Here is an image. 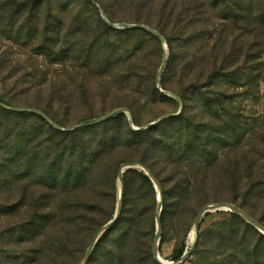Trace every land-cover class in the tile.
I'll return each mask as SVG.
<instances>
[{
    "label": "trees",
    "instance_id": "obj_1",
    "mask_svg": "<svg viewBox=\"0 0 264 264\" xmlns=\"http://www.w3.org/2000/svg\"><path fill=\"white\" fill-rule=\"evenodd\" d=\"M20 1L7 0L1 5L0 38L16 45L33 44V53L45 56L46 66L34 69L41 80L51 75L54 87L61 85V91L76 87L83 91V85L72 84L76 67L67 68L66 61L78 57L85 61L93 59L97 63L91 64L97 69L111 67L110 74L113 70L118 91L128 96L123 106L130 111L135 126H144L139 114L154 102V96L170 99L178 107L176 99L157 89L156 68L144 65L148 43H153V47L162 44L159 37L144 29L110 27L100 18L94 3L111 23H132L115 16L111 9L117 7L129 12L134 23L149 26L164 37L168 56L160 75L161 86L170 91L167 78L176 75L179 81L174 95L182 101L183 108L178 116L145 129H131L126 114L119 113L94 125L60 131L34 112L12 111L0 106V192L25 180L38 181L48 189H57L63 181L85 183L98 171H108L114 163L108 156H115L117 163H143L161 185L163 182L156 170L169 171L174 176V189H181L178 194L181 200L192 185L188 176L192 169L211 170L220 150L233 149L243 141L232 99L236 89L254 82L249 63L252 57L264 53L250 54L252 45L249 47L245 38L246 33L264 30V0H79L91 8V14L99 16V28L90 30L92 39L87 41L84 27L85 32L73 34V42H69L66 32L61 35V29L51 21L55 2L73 0ZM85 13L84 6L77 18L86 16ZM119 63L122 66H117ZM125 73L127 81L122 80ZM29 76L32 79V73L23 77ZM140 87L144 88V95L134 99L132 95ZM0 102L10 107L1 96ZM39 110L64 127L47 108ZM178 111L179 107L175 113ZM90 122L94 121L80 123ZM86 133L90 134V140L83 139ZM249 166L243 182L228 177L227 185L233 193L240 190L250 203L254 198H264V169L254 164ZM131 175L146 188L132 201L127 194ZM123 177L121 214L96 244L87 264L97 261L100 247L103 252L98 255L99 264H158L150 252L149 232L142 229L144 216L155 206L152 199L143 203L146 192H153V185L142 172L129 170ZM27 189L25 182L24 192ZM167 197L164 191L162 225L169 205ZM228 202L236 204L237 198ZM4 206L0 203V208ZM239 206L264 226L263 212L257 216L244 204ZM195 247V254L201 250L205 253L202 264H264V235L234 213H227L224 220L200 232ZM184 252L182 248L175 259Z\"/></svg>",
    "mask_w": 264,
    "mask_h": 264
},
{
    "label": "rangeland",
    "instance_id": "obj_2",
    "mask_svg": "<svg viewBox=\"0 0 264 264\" xmlns=\"http://www.w3.org/2000/svg\"><path fill=\"white\" fill-rule=\"evenodd\" d=\"M6 1L0 0V7ZM79 3H82L86 9V16L81 18H77V14L84 6H77ZM111 10L115 16L127 18V21L132 22L128 24H136L129 12L117 7H112ZM51 15L54 16L51 21L61 29V35L65 32L68 34L69 42L74 41V33H83L86 30L87 41L91 40L90 30L98 29L97 18L99 16L102 18L100 12H98V17L91 14V8L79 0L55 2L54 7L51 8ZM42 25L40 22L39 27ZM84 27L87 28L85 31ZM245 38L247 45L249 47L252 45L251 50L248 51L250 54L264 51L263 29L246 33ZM36 40L38 41L39 37ZM32 45H24L22 42L16 45L0 38V96L9 103L10 107L47 108L63 123L64 130L80 122L98 120L117 109H126L123 105L126 104L128 96L118 91V83L114 82L116 78L113 77V70L110 74L111 67L97 69L91 64L97 63L93 59L85 61L78 57L76 60H67L65 65L67 68L76 67V73L73 75L74 81L71 83L83 85L81 87L85 89L81 91L76 87L63 92L61 85L54 87V79L51 75L41 80L38 73L34 71L36 67L39 70L44 68L46 59L43 55L36 56L33 53L35 46ZM146 50L144 65L152 66L154 70L156 68L157 74L162 66V57L168 56L166 42L156 47L155 45L153 47V43H148ZM150 50H152L151 53H149ZM120 65L119 63L117 66L120 67ZM249 68L255 79L254 82L245 88L236 89L232 99L235 107L233 114L237 124L240 125L238 130L243 141L233 149L226 147L220 150V156L211 170L197 172L198 168L192 169L188 175L192 185L184 193L185 197L178 199L181 189H174V176L169 171L167 173L160 171L159 168L155 169L156 172L159 171V178L163 182L161 185L154 172L145 165L161 187L160 216L165 206L164 191L168 195L166 202L169 205L166 208L167 213L164 215L163 225L161 223L162 232L158 242L159 256L164 262L178 261L182 256L175 259L177 253L182 248H185V252L191 248L194 239L191 241L190 236L196 218L202 208L208 204L227 203L239 209H242L239 204H244L247 210L251 212L253 210L257 216L264 213V198L263 200L254 198L249 203V199H245L244 194L239 192L240 190L233 193L229 191L227 185L228 177L243 182L250 169V164L264 169V53L258 57H252ZM87 69L97 70L87 73ZM98 70H105L109 74ZM27 73H32V79L30 76L23 77ZM127 79L125 73L122 80L127 81ZM178 81L176 75L167 78L166 86L170 91L164 90L161 82L158 85L157 80L156 87L160 92L163 90L175 94L174 89ZM143 90L144 88L140 87L132 97L141 98V95H144ZM153 98L154 102L139 114L140 122L144 126L137 127L133 123V130L145 129L148 124L162 116L175 113L179 107L170 99H162L159 96ZM126 110L130 113L128 109ZM125 114L129 125L128 114ZM82 137L84 140H90L89 133ZM108 158L114 162L109 170L98 171L92 178L86 179L85 183L73 184V182L63 181L57 189H48L40 185L38 181L25 180L19 185L12 184L2 190L0 203L6 206L0 208V264H80L93 238L113 219L116 213L119 167L123 163H130H117L115 156H108ZM208 160L210 161V158ZM132 171L142 172L137 169ZM25 182L28 183V189L24 192ZM151 183L153 192L149 190L146 192L147 198L143 200V203L152 199L155 206L144 216L142 229L144 232H149L150 252L153 257L152 247L157 232L156 214L159 193L152 181ZM128 188L127 194L131 201L138 198L142 190L146 189L135 175H131ZM124 190L125 184L123 200ZM233 197L237 198L236 204L228 202ZM227 213L231 212L217 211L206 214L200 224L197 242L200 232L224 220ZM208 246L211 247L210 244ZM195 249L183 264H202L205 253L201 250L199 254H195ZM102 252L103 247H100L97 252V261L93 264H99L98 255Z\"/></svg>",
    "mask_w": 264,
    "mask_h": 264
},
{
    "label": "water",
    "instance_id": "obj_3",
    "mask_svg": "<svg viewBox=\"0 0 264 264\" xmlns=\"http://www.w3.org/2000/svg\"><path fill=\"white\" fill-rule=\"evenodd\" d=\"M94 5L98 8L100 15L103 19V21L109 25L110 27L113 28H119V27H128V28H138V29H144L147 31L152 32L153 34H155L157 37H159V39L161 40V42L164 44L165 43V39L163 36H161L156 30H154L153 28H150L149 26L143 25V24H113L111 23L108 18L106 17V14L103 12V10L100 8V6L96 3H94ZM165 62H166V55L163 56V60H162V66L158 71L157 74V84L160 85V75L162 72L163 67L165 66ZM162 93H164L165 95L172 97L174 99H176L179 103V111L175 114H167L165 116H162L161 118H159L158 120H156L155 122H152L150 124H148L146 126L150 127L153 125H156L157 123L162 122L163 120L170 118V117H174V116H178L181 112H182V101L174 94L170 93V92H165L163 90H161ZM0 106L12 110V111H29V112H34L38 115H40L43 119H45L49 124H51L54 128L60 130V131H71L75 128L78 127H84V126H90V125H94L97 124L99 122L108 120L110 118H112L113 116H115L116 114L119 113H127L128 114V119H129V125L132 129H134L133 126V121H132V116L131 114L123 108L117 109L115 111H113L112 113L105 115L101 118H99L98 120L94 121V122H90V123H80V124H76L70 128H68L67 130H64L62 127H60L58 124H56L53 120H51L45 113H43L41 110L36 109V108H31V107H16V108H12V107H8L5 106L4 104H2L0 102ZM133 169H137L142 171L143 173H145V175H147L151 181L153 182V184L155 185V187L158 190L159 193V205H158V210H157V214H156V224H157V232H156V238H155V242L153 244L152 247V252H153V257L155 259V261L158 264H183L184 262L187 261V259L191 256L193 250L195 249L196 243H197V236H198V232L200 229V224L202 221V218L208 214V213H212V212H217V211H228L231 213H234L236 215H238L241 219H243L246 223L250 224L251 226H253L255 229H257L260 233H262L264 235V226L258 222L255 218H253L252 216H250L248 213H246L245 211H243L242 209H239L238 207L231 205V204H227V203H213V204H208L206 205L204 208H202V210L199 212L195 224H194V228H195V238L193 240L192 246L191 248L184 252V254L182 255V257L174 262V263H167L161 260L160 256H159V252H158V242L160 240L161 237V210H162V191H161V187L157 181V179L154 177V175L152 174V172L142 163L140 162H130V163H123L120 165L119 167V172H118V184H119V194H118V206H117V210L116 213L113 217V219L107 223L98 233L97 235L93 238L90 247L84 257V259L82 260V262L80 264H87L93 250L94 247L96 246V244L99 242V240L103 237V235L113 226V224L118 220L120 214H121V209H122V204H123V189H124V177L123 174L128 171V170H133Z\"/></svg>",
    "mask_w": 264,
    "mask_h": 264
},
{
    "label": "bare ground",
    "instance_id": "obj_4",
    "mask_svg": "<svg viewBox=\"0 0 264 264\" xmlns=\"http://www.w3.org/2000/svg\"><path fill=\"white\" fill-rule=\"evenodd\" d=\"M194 238H195V228L193 229V232H192V234L190 236V240L192 241ZM162 261H164V260H162Z\"/></svg>",
    "mask_w": 264,
    "mask_h": 264
}]
</instances>
